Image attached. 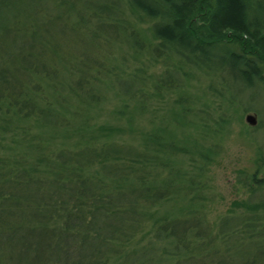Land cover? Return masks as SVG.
I'll list each match as a JSON object with an SVG mask.
<instances>
[{"label": "trees", "instance_id": "trees-1", "mask_svg": "<svg viewBox=\"0 0 264 264\" xmlns=\"http://www.w3.org/2000/svg\"><path fill=\"white\" fill-rule=\"evenodd\" d=\"M159 57L169 67L155 76ZM211 66L236 73L241 92L264 89V0L0 6V264H155L139 255L159 241L176 264H227L230 244L248 241L258 251L244 264H260L263 154L240 171L251 199L208 217L222 142L208 122L215 135L230 122L210 110L214 86L210 103L192 92ZM166 95L171 115L158 121L149 105ZM109 98L118 104L106 114ZM141 233L151 237L137 246Z\"/></svg>", "mask_w": 264, "mask_h": 264}, {"label": "rangeland", "instance_id": "rangeland-1", "mask_svg": "<svg viewBox=\"0 0 264 264\" xmlns=\"http://www.w3.org/2000/svg\"><path fill=\"white\" fill-rule=\"evenodd\" d=\"M94 1L97 3L101 0ZM11 2L15 3V0H0V6H2L4 3L12 4ZM33 4L37 5L35 1ZM49 5L50 4H48V6ZM19 7L21 10L23 9L22 5H17L13 7V11H17V8ZM130 15L134 20L135 14L130 13ZM140 26L147 27L149 24H141ZM16 33L18 34V31H13L11 35L14 42L12 50H14V52L17 54L18 49L16 47H19L20 45L18 43L20 38L16 36ZM125 50L123 51L122 55H129V53H127ZM120 51L121 50L117 51L118 54ZM220 51L221 49L219 48L215 49L216 53H220ZM16 54L12 57L14 61H16ZM175 57L178 58L177 55H175ZM216 63L219 64V61L217 60ZM168 67L169 65H166L163 58L159 57L158 63L154 66H151L149 72L153 74L155 73V76H161L168 69ZM174 76H178V74L174 73ZM232 76H236V73L223 72L219 68H216V66H211L207 69L206 74L203 73L197 77L198 79L195 81L194 86L192 87V92L201 96V98L204 99L205 96H207L209 103L210 100L213 99L209 97L208 94H216L215 91L211 90V86H214L215 89L222 93V97L218 94L215 95L216 101L212 105L210 103V110H217L219 106H222L223 110L218 111H224L225 119L230 121L225 126V128L221 131H218L219 134L216 135L212 133L213 130L211 129V122H208L210 124L208 128L210 129L208 130L209 139L214 138L222 141L219 145L220 155L210 166L208 172V176L210 178L209 181L216 196L209 205L210 208L208 217L211 222H215L218 220L219 216L227 212L229 213V209L234 206L235 200L251 199L247 186H245L243 182L240 181L242 180L241 175H243L240 173V171L243 170L248 175L252 174L256 168V160L259 158V153L264 155V89L258 88V90L255 91L251 90L241 92L240 85L237 83V79L234 81ZM173 102L174 97L166 95L165 98H162L160 102L157 101L155 104L151 103L149 106L152 107V109L158 110V118H156L158 121H161V119L169 113V109ZM117 104L118 101L116 99L109 98L105 102L104 112L107 114V112L112 110ZM249 113L256 115L258 119L256 125H250L246 121V116ZM150 116L151 113L148 112L146 117L143 118L142 123L149 126L151 119ZM193 131L194 128L192 126H188L185 127L180 133L183 135ZM126 138L129 141L138 142V139L133 136L126 135ZM235 210H237L239 213H244L241 207L236 208ZM150 237L151 236L149 235L144 236L142 233L139 234L136 238L138 241L135 243V245H144ZM221 244L222 243H220V247H223L224 244ZM230 245L233 247V253L230 255H225V258L228 261L227 264H244V262L247 260L253 259L256 252L258 251L256 245L248 241H235ZM161 247L170 248L171 244L164 241L154 242L151 245L145 247L144 251L139 255V257L147 256L149 257V262L155 264H176L175 262L180 257H171L168 254H164L160 250ZM182 257L183 262H185L186 257ZM260 264H264V259L261 260Z\"/></svg>", "mask_w": 264, "mask_h": 264}, {"label": "water", "instance_id": "water-1", "mask_svg": "<svg viewBox=\"0 0 264 264\" xmlns=\"http://www.w3.org/2000/svg\"><path fill=\"white\" fill-rule=\"evenodd\" d=\"M246 121L250 124V125H256L258 122V119L256 117L255 114L249 113L246 116Z\"/></svg>", "mask_w": 264, "mask_h": 264}]
</instances>
